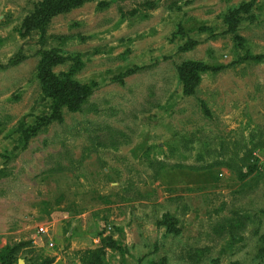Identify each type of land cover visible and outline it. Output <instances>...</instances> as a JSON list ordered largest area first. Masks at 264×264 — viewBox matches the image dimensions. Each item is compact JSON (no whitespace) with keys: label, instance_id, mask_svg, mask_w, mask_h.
I'll list each match as a JSON object with an SVG mask.
<instances>
[{"label":"rangeland","instance_id":"obj_1","mask_svg":"<svg viewBox=\"0 0 264 264\" xmlns=\"http://www.w3.org/2000/svg\"><path fill=\"white\" fill-rule=\"evenodd\" d=\"M59 7L0 0V264H264V0Z\"/></svg>","mask_w":264,"mask_h":264},{"label":"trees","instance_id":"obj_2","mask_svg":"<svg viewBox=\"0 0 264 264\" xmlns=\"http://www.w3.org/2000/svg\"><path fill=\"white\" fill-rule=\"evenodd\" d=\"M86 0H59L60 3V7L58 9V11H66L68 9H70L73 6H78L79 4H81L82 2H84ZM191 45H193V43H191ZM184 50H186L187 48H183ZM52 66V63H48L47 67L45 68V70L50 71V67ZM46 81L51 85V93L52 94H56L58 95L60 93V91L57 89V85H54V80L53 78H47L45 75ZM67 86H69L71 88V93H70V99L75 101V104L78 105L79 102L83 101L87 96L88 93L83 92L81 85H78L77 83L75 84H70V82H67ZM59 118V117H58ZM252 170L249 168L248 172H250ZM239 177H243L246 173H241L240 171L238 172ZM21 243V242H19ZM98 252H100L99 250H85L82 252L81 254V262L82 264H93V262L91 261V255H96ZM89 255V258L86 260L85 257ZM52 260L47 261L45 264L50 263Z\"/></svg>","mask_w":264,"mask_h":264},{"label":"built area","instance_id":"obj_3","mask_svg":"<svg viewBox=\"0 0 264 264\" xmlns=\"http://www.w3.org/2000/svg\"><path fill=\"white\" fill-rule=\"evenodd\" d=\"M40 231H45L42 227H40V229H39Z\"/></svg>","mask_w":264,"mask_h":264}]
</instances>
